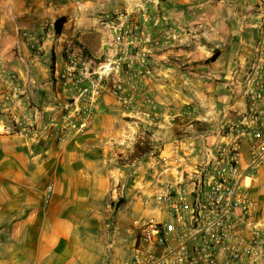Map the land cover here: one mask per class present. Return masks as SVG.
Returning <instances> with one entry per match:
<instances>
[{
	"label": "crops",
	"instance_id": "0c3cea01",
	"mask_svg": "<svg viewBox=\"0 0 264 264\" xmlns=\"http://www.w3.org/2000/svg\"><path fill=\"white\" fill-rule=\"evenodd\" d=\"M262 5L0 0V128L9 116L20 131L0 134V264H113L131 241L132 222L149 214L146 198L163 179L174 181L199 165L207 149L223 148L219 129L246 110L234 71L255 46ZM59 19L65 22L56 34ZM121 29L149 52L140 81L155 108L148 125L105 95L89 130L66 146L34 134L32 124L62 112L54 72L64 67L66 43L77 41L98 59ZM139 126L146 154L136 160ZM239 153L244 167L247 140ZM252 195L258 200L254 219L264 226V164Z\"/></svg>",
	"mask_w": 264,
	"mask_h": 264
},
{
	"label": "built area",
	"instance_id": "2783aa9c",
	"mask_svg": "<svg viewBox=\"0 0 264 264\" xmlns=\"http://www.w3.org/2000/svg\"><path fill=\"white\" fill-rule=\"evenodd\" d=\"M259 13L255 46L234 71L246 110L219 129L223 148H206L199 165L174 181L163 179L146 198L149 214L132 222L131 241L113 264H260L264 259V226L254 219L258 200L252 195L256 171L264 164V5ZM128 34L118 30L98 59L83 44L66 43L64 67L54 72L62 112L55 119L48 116L47 123L32 124L34 134L66 146L89 130L105 95L135 122L152 120L150 92L140 85L149 52L137 49ZM4 121L8 126L2 125L0 134L13 133L12 119ZM244 139L249 158L242 167Z\"/></svg>",
	"mask_w": 264,
	"mask_h": 264
},
{
	"label": "trees",
	"instance_id": "16d2710c",
	"mask_svg": "<svg viewBox=\"0 0 264 264\" xmlns=\"http://www.w3.org/2000/svg\"><path fill=\"white\" fill-rule=\"evenodd\" d=\"M65 20L64 19H59L55 25H54V30L56 34H59L61 32L62 25L64 24ZM215 54L207 60V62H212L215 60ZM144 150L141 148L140 144L137 142L134 146V152L132 153L131 157L132 159L139 160L144 156Z\"/></svg>",
	"mask_w": 264,
	"mask_h": 264
},
{
	"label": "rangeland",
	"instance_id": "374dc122",
	"mask_svg": "<svg viewBox=\"0 0 264 264\" xmlns=\"http://www.w3.org/2000/svg\"><path fill=\"white\" fill-rule=\"evenodd\" d=\"M143 127L142 126H139V129L141 130V131H143L139 136H140V138H139V140H138V143L140 144V146H141V148L143 149V150H145L146 148V146H145V138H146V133L144 132L145 130H143L142 129ZM121 204H122V202H121V200H119L118 201V203H117V205L115 206V209L117 210V208L119 207V206H121Z\"/></svg>",
	"mask_w": 264,
	"mask_h": 264
}]
</instances>
